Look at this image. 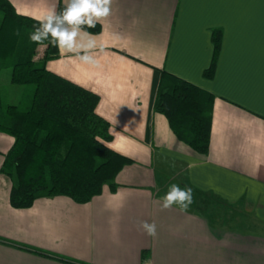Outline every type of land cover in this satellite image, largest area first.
<instances>
[{
  "label": "crops",
  "instance_id": "crops-1",
  "mask_svg": "<svg viewBox=\"0 0 264 264\" xmlns=\"http://www.w3.org/2000/svg\"><path fill=\"white\" fill-rule=\"evenodd\" d=\"M9 1L36 21L66 5ZM98 23L83 38L95 40L87 54L98 65L80 61L83 51L58 50L46 68L99 96L106 145L133 162L115 176L114 192L105 184L87 203L43 197L24 209L11 207L12 182L0 173V237L81 264H264V0H112ZM161 69L214 95L206 154L154 111ZM13 141L0 132V167ZM173 183L203 200L184 212L163 208ZM141 221L155 222V237ZM0 264L70 263L0 243Z\"/></svg>",
  "mask_w": 264,
  "mask_h": 264
},
{
  "label": "trees",
  "instance_id": "trees-1",
  "mask_svg": "<svg viewBox=\"0 0 264 264\" xmlns=\"http://www.w3.org/2000/svg\"><path fill=\"white\" fill-rule=\"evenodd\" d=\"M65 4L59 3L56 12ZM39 23L18 14L9 0H0V74L15 86L10 96L0 83V132L14 141L4 154L0 173L12 184L9 203L29 208L43 197L65 196L75 203L89 202L133 161L111 148L109 124L95 108L99 96L46 68L59 55L48 41L37 44L30 34ZM99 23L84 31L97 33ZM214 55L220 32L213 33ZM215 60L204 71L213 74ZM214 95L193 83L160 70L153 109L168 119L176 138L198 154L209 148ZM0 243L70 264H81L25 244L0 237Z\"/></svg>",
  "mask_w": 264,
  "mask_h": 264
},
{
  "label": "clouds",
  "instance_id": "clouds-1",
  "mask_svg": "<svg viewBox=\"0 0 264 264\" xmlns=\"http://www.w3.org/2000/svg\"><path fill=\"white\" fill-rule=\"evenodd\" d=\"M112 0H66V7L57 13L54 9L38 21L39 27L34 28L30 34V40L34 43L43 44L48 41L61 53H77L79 60L86 64L98 65V60L88 55V50L96 48L95 40L83 42V38L91 36L84 31V26L93 28L102 19L108 17L111 11ZM101 50H103L101 48ZM162 207L167 209L173 205L184 212L193 203L192 189H181L173 183L162 197ZM140 228L149 236L157 234L155 222H140Z\"/></svg>",
  "mask_w": 264,
  "mask_h": 264
},
{
  "label": "rangeland",
  "instance_id": "rangeland-1",
  "mask_svg": "<svg viewBox=\"0 0 264 264\" xmlns=\"http://www.w3.org/2000/svg\"><path fill=\"white\" fill-rule=\"evenodd\" d=\"M6 73H7V71H2V73L0 74V83H1V86L3 87V90H4V94L6 95V96H10V91H12V89L13 88H15V86H13V85H11V84H9V82L7 83V81L4 79V77H5V75H6ZM192 197H193V199L194 200H196V199H200V200H203V198L201 197V196H199V195H196V193H193L192 192ZM209 210H212V209H209ZM234 210H236V209H234V208H232L230 211H231V214H233V213H235L234 212ZM238 211H236V213H237ZM240 212H242V210H240ZM240 214V213H239ZM234 215H236V214H234ZM242 215V219H245V220H249V216H250V214H245V213H242L241 214ZM244 215V216H243ZM248 216V217H247ZM234 226V225H233Z\"/></svg>",
  "mask_w": 264,
  "mask_h": 264
}]
</instances>
